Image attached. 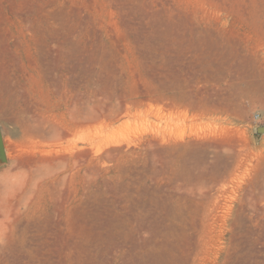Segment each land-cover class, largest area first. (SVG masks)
<instances>
[{"label": "rangeland", "instance_id": "1", "mask_svg": "<svg viewBox=\"0 0 264 264\" xmlns=\"http://www.w3.org/2000/svg\"><path fill=\"white\" fill-rule=\"evenodd\" d=\"M264 0H0V264H264Z\"/></svg>", "mask_w": 264, "mask_h": 264}, {"label": "water", "instance_id": "2", "mask_svg": "<svg viewBox=\"0 0 264 264\" xmlns=\"http://www.w3.org/2000/svg\"><path fill=\"white\" fill-rule=\"evenodd\" d=\"M256 131L257 132H263L264 131V126H259L256 128ZM0 148H1V155H2V160H4V154H3V150H2V141H1V138H0Z\"/></svg>", "mask_w": 264, "mask_h": 264}]
</instances>
